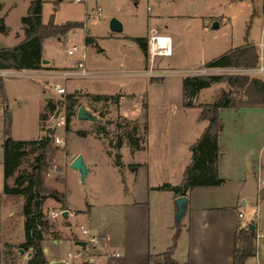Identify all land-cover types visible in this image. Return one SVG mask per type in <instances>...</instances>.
I'll return each instance as SVG.
<instances>
[{
	"label": "rangeland",
	"instance_id": "374dc122",
	"mask_svg": "<svg viewBox=\"0 0 264 264\" xmlns=\"http://www.w3.org/2000/svg\"><path fill=\"white\" fill-rule=\"evenodd\" d=\"M32 1L0 0V20L4 19V25L8 28L6 33H0V48L15 47L22 40L23 32L20 21L22 17L26 16L27 9ZM41 1V22L43 25H47L51 20L55 25L70 22L81 24L80 28H73L67 33H59L51 38L43 39L44 60L50 61L51 65L56 66L59 70H71L83 59V68L87 73L101 74L102 76L99 78L92 76L72 78L66 81L49 75L37 74L33 76L30 73H22L12 78L8 77L6 80L10 83V96L17 100L15 102L11 99L9 108L15 114V136L21 142L22 140L37 141L46 134L41 129L43 122V120H40L39 113L41 104L47 98L51 100L59 99V96L53 90L55 83L65 87L66 96L64 100L70 106L72 115L64 130H57L52 133L51 149L48 152L49 166L44 174L43 182L47 189L58 191L62 195L65 194V197L69 194L71 202L77 205L81 204L85 193L88 195L92 191L98 190L100 194L103 193L108 197L114 196L115 193L113 188L107 183L105 184L103 180L101 169L105 167L106 160L103 148L96 137L99 139L105 137L108 143L114 145L117 141H121L122 144L127 142L128 137L131 136L142 138L144 134L145 112L142 111L137 120H132L130 116L126 118L125 115L121 114L119 106L113 100L96 102L93 99L94 96L118 92L121 86L124 87L125 84L132 81L144 82L149 80L158 82L164 79L162 84L158 83L153 85L152 88H148L147 96L143 94L144 86L141 87L142 89L138 88L141 89L140 93L143 94H141V98H144H140V102L156 103L163 95H168L171 100L176 101L180 96L181 76L186 74L184 71L197 67L200 61L208 62L227 51L239 49L245 44L253 45L258 57H261L260 44L264 42V0ZM98 9H100V13ZM111 18L117 19L123 25L122 33L110 31L108 22ZM215 22H218L220 26L217 30L211 29ZM157 27L159 30L152 31L151 34V30ZM153 34L170 37L171 56H157L151 64L150 59L148 57L145 59V56H143L138 43L128 37L148 36V40L149 36ZM88 38L91 41L86 45L85 39ZM164 40L161 37L160 41L164 42ZM73 47L75 48L73 54L68 56L67 52L73 50ZM262 53L264 54V48ZM145 63L146 65H144ZM203 68L200 67L199 69ZM244 68H227L221 73L224 76H242L238 71ZM146 69L177 72L151 79L138 75ZM48 70L47 64H42L39 71L45 73ZM123 72H125L123 75H119ZM108 73H114V76L120 78H110L107 76ZM262 78L264 79V77L257 79L262 80ZM220 93L219 91L214 92V97H210L209 102L217 100L221 96ZM230 93L231 98L234 100L243 98V93L240 90L231 89ZM217 94L220 95L217 96ZM145 97L148 98L145 99ZM125 100L134 102L129 96ZM17 105L18 110H14ZM81 106L101 120V123L79 120L77 111ZM45 109L44 105L41 113H46ZM248 122L250 128H259L253 121L248 120ZM243 127L246 128V126ZM56 137L62 139V143L56 145L58 148L53 144V139ZM0 139H2L1 131ZM250 139L254 140L253 137H250ZM13 140L16 141L15 138ZM160 147H162V144H160ZM24 148L20 166L7 180L8 185L12 188L15 187L13 181L16 177L32 172L33 168L37 166L38 156L43 151L39 145H28ZM178 152L177 159L180 167L185 166L183 165L184 160L192 163L191 152L182 150V148ZM74 153L82 155V158L84 156V163L85 160L88 162L91 157L95 158L98 163L97 168L87 175L84 184L79 181V174L73 171L67 162L69 156ZM128 157L126 153L124 161ZM1 158H3V152L0 149ZM254 158H257V156L255 155ZM215 168V175L221 178L218 175V163ZM254 170L253 176L256 178L257 166ZM3 183L4 166L3 182L0 166V187ZM263 198L264 193L255 196L252 214L250 212L248 215L245 214L244 218L240 219L243 223L250 219L254 224L261 222V225H264ZM54 203L52 199L46 197L45 202L42 204L44 218L42 220L43 225H41L43 234V243H41L47 249L48 256H45L47 264H52L51 240L61 238L62 234L60 232L69 236V228L74 230L73 226H75L72 224L67 225L68 223L60 218L57 220L51 218V211L65 210L60 204L56 206ZM16 210H18V207ZM108 210L111 209H107L105 212H109ZM163 212V208L159 209L162 216H164ZM249 221L246 224L247 226L251 223ZM69 222L73 223L71 217ZM174 222L173 225H175ZM2 224H0V264L18 263L20 255L9 247L6 248L1 242L3 239ZM18 226L19 222L16 231ZM173 230L176 232L175 229ZM73 233L74 235L77 234L75 231ZM74 235H72V238H74ZM74 242L70 246L72 251H76ZM254 245L257 252L258 249L260 250V259L264 261V232L262 229L256 232ZM61 251L64 253L63 249ZM78 261L77 259L76 263Z\"/></svg>",
	"mask_w": 264,
	"mask_h": 264
},
{
	"label": "crops",
	"instance_id": "0c3cea01",
	"mask_svg": "<svg viewBox=\"0 0 264 264\" xmlns=\"http://www.w3.org/2000/svg\"><path fill=\"white\" fill-rule=\"evenodd\" d=\"M2 20L4 23V19ZM21 29L23 32V27ZM157 30H159L158 27L152 29L151 34L152 31ZM147 37L140 38L147 39ZM128 38L132 41L133 39H140ZM168 38L170 39V37ZM263 48L264 46H260L261 62L264 65ZM73 49L75 48L73 47ZM143 56L147 59V55L143 53ZM213 59L208 62L202 60L197 64L198 66L195 65L197 67L184 71L186 74H181L180 96L176 101L171 100L168 95H163L156 103L140 102L142 86L145 87L143 94L147 96L148 88H152L153 85L158 83L162 84L164 79L158 82L149 80L144 82L132 81L125 84L124 87L121 86L118 92L97 94L99 96L118 95L120 98L117 106L126 118L130 116V119L137 120L142 111L145 112L148 127L147 134L142 149L138 151H132L128 142L123 143L120 150L116 151L109 146L105 137V139L96 137L103 148L106 160L105 167L101 169V174L105 184L107 183L113 188L114 196L108 197L95 190L88 195L85 193L80 205L72 203L69 194L66 197L63 194V203H57L52 199L56 206L60 204L65 208V210H61L62 212H67V219H60L68 223L69 226L71 224L75 225L73 226L74 230L69 228V236L60 232L62 234L61 238L51 240L52 264H81L80 261L76 263L75 259H70L67 256L68 253L73 252L70 246L74 242L75 236L79 234L76 228L80 225L87 227L92 234L98 236L99 244L94 247L96 255L102 256L111 253L119 255L108 260L100 257L98 259L99 264H149L152 258H158L170 249L173 241L174 248L171 257L178 264H235L233 263V254L236 248V234L250 220L248 219L247 222L243 223L239 215L241 214L244 218L245 214L248 215L249 212L252 214L255 196L264 193V105L236 106L218 110L220 128L217 135V163L219 166L218 175L224 182L219 186L196 187V189L188 191L186 193L188 198L186 215L178 229L173 225L174 201L178 197L174 196L170 189L178 187L182 183L184 171L191 164V161L184 160L183 165L185 166L180 167L177 153L179 154L178 151L181 148L191 152L195 142L209 127V122L199 117L203 107L210 106L221 97L209 102L210 97H214L213 93L219 91L221 95L225 92L231 96L230 90L232 88L229 85L215 83L208 88L201 89L193 98L191 107L184 106L182 80L185 77H190V73L204 67L207 74L205 76H224L221 72L226 69H208L205 67ZM42 60H44L43 44ZM261 62L259 61V63ZM47 68L49 70L45 73H41L39 71L41 69L37 71L7 70L13 72L12 76L0 77L4 97H6L5 102L0 92L1 152H3L5 110H8L12 115L10 128L12 139L15 138L16 141H20L15 136V114L9 108L10 100L13 97L10 96V83L7 82L6 78L15 77L20 75L21 72H27L33 74V76L37 74L46 76L54 69L59 70L56 66L53 67L50 61L47 63ZM100 76L102 75L97 74L98 78ZM107 76L120 78L114 76V73H108ZM262 80L264 79L262 78ZM220 94H217V96ZM128 96L134 102L125 100ZM147 98L145 97V99ZM47 100L50 99H45L46 102ZM13 101L17 102L16 99H13ZM45 101L39 108L40 115L46 104ZM14 110H18V105ZM248 120L253 121L259 128H250ZM243 126H246V128ZM250 137H253L254 140L252 141ZM160 144H162V147H160ZM116 153L120 156V165L115 163ZM126 153L129 157L124 161ZM77 155V153H74L69 156L67 160L69 165ZM255 155L257 158H254ZM2 160L3 158L0 159V166L3 182ZM85 164L89 169L88 174H91L97 168L98 163L95 158L91 157L88 162L85 160ZM256 166L257 177L254 178L253 174ZM3 185L0 187V224L3 223V239L1 242L6 248L9 247L19 254L17 252L18 247L25 242V217L22 215L24 199L21 196L4 195ZM164 185H168L169 188H162ZM16 206L18 210H16ZM161 208L164 210V216L159 213ZM107 209L111 210L105 212ZM70 217L73 223L69 222ZM18 222L19 226L16 231ZM250 222L255 228V234L260 229L264 232V225H261V222L255 224L251 220ZM74 231L77 233L76 235H74ZM72 234L74 238H72ZM42 243L41 249L47 257V249ZM61 249L64 250V253ZM28 252L30 251H25L24 257L18 255L20 260L15 264H25L29 260L26 256ZM260 258V250L258 249V252L255 251L254 256L249 257L244 263L264 264V261Z\"/></svg>",
	"mask_w": 264,
	"mask_h": 264
},
{
	"label": "trees",
	"instance_id": "16d2710c",
	"mask_svg": "<svg viewBox=\"0 0 264 264\" xmlns=\"http://www.w3.org/2000/svg\"><path fill=\"white\" fill-rule=\"evenodd\" d=\"M41 0H33L29 7L26 16L21 18V25L23 27L24 39L13 48H0V70H29L37 71L42 67V41L45 38H51L53 35L59 33H67L73 28H80L81 24L77 22L65 23L62 25H55L51 20L47 25L41 22ZM7 32L3 20H0V33ZM91 41L89 38L85 39V43ZM141 47L144 55H147L148 41L146 38L133 39ZM259 57L255 51V47L251 44H245L243 47L226 52V54L213 59L206 68H252L258 64ZM215 83H224L229 85L235 91H241L243 98L235 101L230 95L225 92L221 97L210 106H205L202 109L200 119L209 122L208 128L204 131L201 137L195 142L191 148L192 163L185 169L183 180L178 187L171 188L174 196H186L188 191L196 189V187H213L223 184V179L215 175L217 165L218 143L217 135L219 132L218 110L228 107H245L254 105H264V80L251 79L247 76H192L185 77L182 80V92L184 97V106L191 107L193 98L200 92L201 89L208 88ZM0 92L4 97L3 86L0 81ZM118 95L93 97L94 101L113 100L118 103ZM6 102V97H4ZM65 106L66 125L72 115L71 108L67 102L61 100H47L45 104V111L52 113L59 105ZM42 113L40 120H44L48 113ZM12 115L8 110L4 111V141L3 149V166H4V195L21 196L24 197V204L22 208V215L25 217L24 234L25 242L18 248L31 252V258L27 264H47L44 252L41 249V242L43 234L41 225H43L42 204L45 198L53 199L57 203H63V195L51 189H47L44 185L43 178L48 169V152L51 149L52 138L44 136L37 141H14L11 136ZM144 134L142 138L128 137V144L132 151L142 149L145 136L147 134V122L144 121ZM103 129V128H100ZM136 129V128H135ZM105 130V129H103ZM107 135V134H105ZM28 145H39L43 151L37 158V166L33 168L31 173L23 174L14 179L15 187H10L7 180L14 174L20 166V161L24 155V147ZM116 151H119L122 143L117 141L116 144L111 145ZM120 156L116 153L115 163H119ZM162 188H169L168 185ZM47 194V195H46ZM46 195V196H45ZM248 224L245 228H241L235 238L236 248L233 254V263L245 264L244 262L249 257L254 256L256 248L254 245L255 233L249 228ZM174 241L170 249L164 252L158 258H152L149 264H178L172 257V250ZM159 259V260H158ZM189 264V263H180Z\"/></svg>",
	"mask_w": 264,
	"mask_h": 264
},
{
	"label": "built area",
	"instance_id": "2783aa9c",
	"mask_svg": "<svg viewBox=\"0 0 264 264\" xmlns=\"http://www.w3.org/2000/svg\"><path fill=\"white\" fill-rule=\"evenodd\" d=\"M100 12V9L98 10ZM159 37H163L165 40L164 42L159 41ZM148 49H147V57L150 59L151 64L154 62L157 56H165L169 57L171 56V40L167 36H161L158 34H153L149 36L148 38ZM261 47L264 46V43L261 42ZM74 49L67 52L68 56H71ZM259 61H262V57L259 59ZM84 61H80L75 68H71V70H54L53 72H49V76H52L53 78H60L63 81L72 79V78H88L89 76L97 77V74L86 72L83 68ZM8 69H2L0 70V77L3 76H12L13 72L7 71ZM26 71V70H21ZM29 71V70H27ZM176 72V71H175ZM175 72H167L165 70H152V69H146L144 71H141V73H138L140 76H145L147 78H158V77H164L166 74L169 73H175ZM27 73V72H21ZM238 73L242 76H249L254 77L252 79H257L264 77V65L261 63L257 64V66L252 68H244L243 70H239ZM206 74V69H200L197 71H194L190 73V77L192 76H204ZM54 92L56 95L59 96L58 100L64 101L66 89L64 86L60 85L59 83H55ZM60 110V111H59ZM66 112H65V106L59 105L55 108V111H53L50 115L46 117V119L42 122V130H44L45 136L52 138V133H55L57 130H64L66 126ZM62 143V139L60 137H56L53 139V144L60 145ZM62 211L58 210L56 212H51L50 216L52 219H58L63 218ZM240 218H242V215H239ZM77 231L79 234L75 236L74 241H83L86 243L84 248H81L79 246H76V251L68 253V258L79 260L81 264H99L98 259L100 257L104 258L105 260L111 259V257H118L119 255L117 253H111V254H104L102 256H98L94 252V247L99 244V238L97 235L92 234V232L89 231V229L85 226H78ZM73 235V234H72Z\"/></svg>",
	"mask_w": 264,
	"mask_h": 264
},
{
	"label": "water",
	"instance_id": "95a60500",
	"mask_svg": "<svg viewBox=\"0 0 264 264\" xmlns=\"http://www.w3.org/2000/svg\"><path fill=\"white\" fill-rule=\"evenodd\" d=\"M57 1H62V0H57ZM109 25V29L111 32L114 33H122L123 31V25L115 18H111L108 22ZM211 29L213 30H217L219 29V23L215 22ZM43 64H47L48 61L42 60ZM78 114L77 117L79 120L82 121H88V122H97V123H101V120H99L95 115H93L91 112H88L83 106H81L78 109ZM70 167L73 171H76L79 174V181H81L82 184L85 183V178L87 177L88 173H89V169L87 167V165L84 163L82 155H77L76 157H74V160L70 163ZM174 205H175V228L178 229L180 223L182 222L183 218L186 215V210H187V205H188V198L186 196H178V198L175 199L174 201ZM62 216L64 219H67V212H63ZM249 228L254 232L255 228L253 225H249ZM86 245L85 242L83 241H76L74 243V246H79L81 248H84ZM17 252L19 253V255L23 256L25 255V252H23V250L18 249ZM31 252L26 253L27 258H31Z\"/></svg>",
	"mask_w": 264,
	"mask_h": 264
},
{
	"label": "bare ground",
	"instance_id": "6f19581e",
	"mask_svg": "<svg viewBox=\"0 0 264 264\" xmlns=\"http://www.w3.org/2000/svg\"><path fill=\"white\" fill-rule=\"evenodd\" d=\"M161 37H159V41H160ZM161 42V41H160Z\"/></svg>",
	"mask_w": 264,
	"mask_h": 264
}]
</instances>
